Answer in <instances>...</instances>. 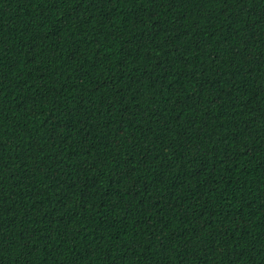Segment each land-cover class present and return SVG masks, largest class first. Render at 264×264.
I'll return each mask as SVG.
<instances>
[{
  "label": "trees",
  "instance_id": "16d2710c",
  "mask_svg": "<svg viewBox=\"0 0 264 264\" xmlns=\"http://www.w3.org/2000/svg\"><path fill=\"white\" fill-rule=\"evenodd\" d=\"M0 264H264V0H0Z\"/></svg>",
  "mask_w": 264,
  "mask_h": 264
}]
</instances>
